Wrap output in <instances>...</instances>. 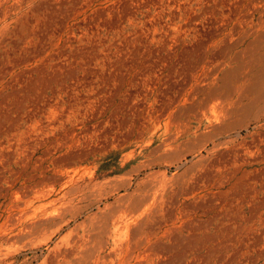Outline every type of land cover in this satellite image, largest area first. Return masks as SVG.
<instances>
[{"label":"rangeland","instance_id":"rangeland-1","mask_svg":"<svg viewBox=\"0 0 264 264\" xmlns=\"http://www.w3.org/2000/svg\"><path fill=\"white\" fill-rule=\"evenodd\" d=\"M24 2L0 4V264H264V0Z\"/></svg>","mask_w":264,"mask_h":264},{"label":"bare ground","instance_id":"bare-ground-1","mask_svg":"<svg viewBox=\"0 0 264 264\" xmlns=\"http://www.w3.org/2000/svg\"><path fill=\"white\" fill-rule=\"evenodd\" d=\"M2 1V3H0V4H2V8H3V13H4V18L5 19H7V17L10 15L11 17H14V16H17V14L18 13H20V10H22L23 9V2L24 1H28V0H1ZM25 3V2H24ZM28 3V2H27ZM30 4V3H29ZM28 5V4H27ZM0 10H2V9H0ZM1 13V12H0ZM74 14V13H73ZM19 15V14H18ZM74 16V15H73ZM9 22V21H8ZM14 23V22H13ZM9 24V23H8ZM8 24H5V25H8ZM228 94V93H227ZM236 97V96H235ZM219 100V99H218ZM223 102V101H222ZM217 103V102H216ZM217 107V106H216ZM211 109V108H210ZM201 111V110H200ZM205 113V112H204ZM213 113H215L216 114V112H213ZM217 115V114H216ZM222 115V114H221ZM209 118H210V116H209ZM216 118H218V117H216ZM214 119H215V115H214ZM213 119V120H214ZM210 120V119H209ZM219 120V119H218ZM209 122V121H208ZM217 122V121H216ZM212 126H213V124H211ZM210 125V126H211ZM215 128V127H214ZM211 129H209L208 130V132H205L206 134L207 133H209V131H210ZM207 131V130H206ZM215 131V130H214ZM213 132V131H212ZM211 133V132H210ZM217 133V132H216ZM215 133V134H216ZM196 135H198V134H196ZM204 135V134H203ZM210 135V134H209ZM217 135V134H216ZM220 135V134H219ZM208 136V135H207ZM197 137V136H196ZM211 137V136H210ZM188 138V137H187ZM194 138V137H193ZM195 139V138H194ZM197 139V138H196ZM205 139H206V137H205ZM187 140V139H186ZM191 140V139H190ZM189 140V141H190ZM214 141V140H213ZM205 142H206V140H205ZM209 143V141H207L206 143H204L203 145H201V146H198V147H194V145H195V142H193V140H191L190 142H188L187 143V149H188V153H191V154H199V155H201V157L198 159V162H202V161H204V160H206L207 159V155H203L204 153H205V151L208 149V144ZM179 146V145H178ZM247 149V148H246ZM210 159V158H209ZM200 162V163H201ZM206 162V161H205ZM204 163V162H203ZM212 163V162H211ZM205 164V163H204ZM202 168V167H201ZM200 170V169H199ZM203 170V169H202ZM214 170V169H213ZM216 171H218V170H216ZM211 172V171H210ZM206 173V172H205ZM204 174V173H203ZM215 174V173H214ZM202 175V174H201ZM208 175V174H207ZM219 176V175H218ZM197 179V178H196ZM83 191V190H82ZM89 192V191H88ZM67 195V194H66ZM91 195V194H90ZM121 195V194H120ZM122 195H124V194H122ZM110 196H113V193H111V192H109V193H107L106 195H104L100 200H99V202H101L102 200H104V199H107V198H109ZM130 197V196H129ZM135 198V197H134ZM156 198V197H155ZM66 200V199H65ZM73 201V200H72ZM128 202V201H127ZM75 203V202H74ZM156 203V202H155ZM67 205V204H66ZM147 205H148V203H147ZM55 208V207H54ZM64 208H65V206H64ZM62 209V208H61ZM71 209V208H70ZM69 209V210H70ZM57 211H58V209H56ZM63 210V209H62ZM65 210V209H64ZM63 210V211H64ZM127 210V209H126ZM155 210V209H154ZM45 211V210H44ZM47 211V210H46ZM52 211V210H51ZM67 211H68V209H67ZM66 211V212H67ZM75 211V210H74ZM83 211V210H82ZM103 211V210H102ZM118 211V210H117ZM48 212H50V211H48ZM53 213H54V211H52ZM127 212V211H126ZM129 212V211H128ZM146 212V211H145ZM60 212H58V214H59ZM102 213V212H101ZM120 213H121V211H120ZM43 214V213H42ZM48 214V213H47ZM52 213L50 212V215H51ZM56 213H54L53 215H55ZM58 214H57V216H58ZM71 214V213H70ZM107 214V213H106ZM116 214H118V213H116ZM132 214V215H131ZM124 213V212H122L121 213V215H119V221H118V225H116L117 226V231H118V240H121V238L123 237V235H125L127 232H128V230H130L131 229V225L134 223V215H133V213ZM45 215H46V213H45ZM45 215L43 214L42 216H44L45 217ZM80 215H81V213L78 211V212H76V213H74L73 215L71 214V217H70V219H68L67 221H66V223H69V222H71L72 220H76V219H78L79 217H80ZM97 215H98V213H97ZM96 215V216H97ZM66 216V215H65ZM99 216V215H98ZM136 216V215H135ZM56 217V216H55ZM46 218V217H45ZM49 218H50V216H49ZM49 218H47L46 220H48ZM91 219H92V216L91 215H88L87 217H86V219L82 222V223H80V224H78V225H76L75 226V228H73L69 233H68V235H66V236H64L63 237V239H65L66 237H67V239H69L70 237H72V241L73 242H75V243H78V244H80V245H83L84 243H85V241L86 240H90V238H88V237H82V236H79V235H76V231H77V229L78 228H80V227H82V228H87V227H89L90 225H92L91 223H90V221H91ZM94 219V218H93ZM43 220V217H42V219H41V221ZM95 220V219H94ZM10 221V220H9ZM38 221H40L39 219H38ZM116 222V221H115ZM35 223V222H34ZM50 223V222H49ZM96 223V222H95ZM136 223V222H135ZM28 224V223H27ZM58 224V223H57ZM71 224V223H70ZM94 224V223H93ZM14 225V224H13ZM41 225V224H40ZM29 226H30V224H29ZM31 226L33 227V225L31 224ZM37 227V225H34V227ZM31 227V228H32ZM63 227V226H62ZM62 227H60V228H58L57 230H55L54 231V234H56ZM65 227V226H64ZM94 227H96V225H94ZM94 227H92V229H94ZM116 228V227H115ZM10 229V228H9ZM92 229H90V230H92ZM28 230V229H27ZM89 230V229H88ZM7 231V230H6ZM25 231V230H24ZM29 231H30V229H29ZM134 231V230H133ZM85 232V231H84ZM87 233V232H86ZM31 234V233H30ZM58 234V233H57ZM89 235V234H88ZM78 238L77 240H75L76 239V237ZM109 236V235H108ZM126 236V235H125ZM90 237V236H89ZM88 238V239H87ZM116 238V239H117ZM141 238V237H140ZM12 239V238H11ZM70 240V241H71ZM75 240V241H74ZM129 240V239H128ZM13 241V240H12ZM69 241V240H68ZM87 242V241H86ZM124 243V242H122V241H119V243ZM16 243V242H15ZM66 243V242H65ZM69 244V243H68ZM88 244V243H87ZM139 244V243H138ZM75 245V244H74ZM122 245V244H121ZM124 245V244H123ZM73 247V246H72ZM78 247V246H77ZM79 248V247H78ZM82 248V247H81ZM130 248H131V246H130ZM120 249H121V247H120ZM129 249V248H128ZM135 249V248H134ZM131 250V249H130ZM67 251V250H66ZM4 252V251H3ZM121 252V251H120ZM122 252H124V251H122ZM127 253V252H126ZM134 253V252H133ZM104 256V255H103ZM113 256V255H112ZM54 257V256H53ZM49 259V258H48ZM111 263V262H110Z\"/></svg>","mask_w":264,"mask_h":264}]
</instances>
